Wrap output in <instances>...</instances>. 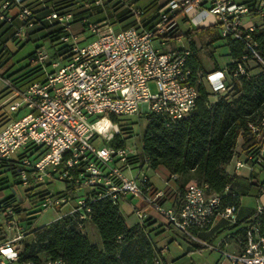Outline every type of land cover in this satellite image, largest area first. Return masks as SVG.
I'll return each mask as SVG.
<instances>
[{"label":"built area","instance_id":"2783aa9c","mask_svg":"<svg viewBox=\"0 0 264 264\" xmlns=\"http://www.w3.org/2000/svg\"><path fill=\"white\" fill-rule=\"evenodd\" d=\"M23 1L0 0V19L13 23L17 17L21 22L13 24L9 40L23 38L36 21L56 20L62 30L60 40L68 44V55L51 58L42 46L30 55L31 62L41 65L43 80L32 82L8 104L7 110L17 114L0 125V167H7L13 159L11 155L19 151L15 158L18 183L22 187L39 184L33 191L39 208H60L68 202L66 189H53L45 178L85 188L86 193L76 199L70 211L76 213L80 228L83 220L90 217V203L96 198L105 197L118 205L137 198L138 202L130 205L139 223L151 217L144 209L150 207L166 225L202 247L219 251L232 264H264V202L259 201L255 207L240 251L229 252L200 238L195 231L210 229L217 216L236 222L238 206L223 204L221 194L209 193L205 184L196 181L187 183L177 205H166L165 189L152 185L141 170L148 167L147 159L139 158V152L129 150L126 144H111L120 130L110 118L111 114L129 117L144 112L147 120V115L154 113L169 126L190 114L198 95L196 86L189 81L191 70L186 60L190 50L167 47L176 33L178 15H186L195 25L204 23L208 15L214 16L213 24L221 37L243 41L253 57L260 60L250 39L256 26L243 23L242 17H262L264 0H157L155 13L146 20L142 19L143 10L129 0H112L122 3L134 19L133 25L118 29L108 19L94 22L87 16L76 18L70 12L58 13L54 9L37 18ZM105 1L83 3L103 8ZM12 7L16 8L15 14H11ZM84 31L93 38L85 41L81 37ZM243 73L244 64L238 61L231 75ZM228 75L226 70L219 71L209 79L212 93L228 91ZM151 81L156 92L149 89ZM21 110L24 112L18 115ZM249 128L255 142L245 149L244 159H237L235 164L246 165L252 172L264 163V115ZM130 157L137 158L130 162ZM134 167L137 172L131 173ZM24 200L15 190L0 201V264H13L18 259L25 232L17 213Z\"/></svg>","mask_w":264,"mask_h":264},{"label":"trees","instance_id":"16d2710c","mask_svg":"<svg viewBox=\"0 0 264 264\" xmlns=\"http://www.w3.org/2000/svg\"><path fill=\"white\" fill-rule=\"evenodd\" d=\"M83 1L31 0L25 3V6L29 7L37 18L45 17L51 9H54L58 13L70 12L76 18L87 16L94 22L108 19L116 29L134 24L130 11L118 1L106 0L103 8L85 5ZM129 1L143 10V20L152 17L159 4L157 0ZM241 1L251 3L253 0ZM261 20V24L250 32V39L260 60L253 57L243 41L220 36L226 40L229 55L233 59L226 66L229 74L226 79L231 86L225 94L219 95L214 103H209L210 92L200 78L204 70L191 39V31L187 30L183 33L191 49L186 60L191 70L189 81L198 91L195 107L190 114L169 126L165 125L160 115L154 113L147 115L146 126L141 133V150L138 153L139 158L147 159L150 168H163L169 174H175L177 177L174 181L181 194L187 183L196 181L205 184L209 193L221 194L223 204L239 205L240 195L231 189L232 177L225 172L223 165L231 158L238 137H241L244 148L254 144L255 135L250 131L249 124L256 123L264 115V15ZM61 31L56 20L50 22L44 19L28 27L26 34L28 41H39L37 47L47 42L51 50V58H66L68 44L60 40ZM12 33L13 23L0 19V76L10 83L5 93L20 92L32 82L43 80L41 65L29 60L33 51L14 60L16 51L12 52L8 46H3ZM174 36L176 33L172 37ZM243 55H245L244 60ZM238 61L244 64L246 73L232 76L231 73L236 69ZM9 118L11 117L2 112L0 124ZM110 118L118 123L120 130L111 144L122 146L131 133V122L126 117L112 114ZM136 158L130 157V162L135 161ZM16 161L12 159L7 167H0V173L11 172L17 176ZM0 181L5 183L7 177H1ZM38 185L25 189L33 212L41 209L33 193ZM226 186H228L227 191ZM66 188L69 192L78 189L73 185H68ZM232 192L236 195H232ZM90 208L89 221L98 230L102 241L101 248L81 231L76 213H70L48 225L33 228L31 230L33 237L21 241L18 247V259L13 264L157 263L161 255L160 249L146 230V223L138 222L133 226H127L119 205L105 197L93 200Z\"/></svg>","mask_w":264,"mask_h":264},{"label":"crops","instance_id":"0c3cea01","mask_svg":"<svg viewBox=\"0 0 264 264\" xmlns=\"http://www.w3.org/2000/svg\"><path fill=\"white\" fill-rule=\"evenodd\" d=\"M29 1L31 0H24L22 4L25 5V3ZM15 12L16 8L12 7L11 14H15ZM214 20V16L208 15L205 18L204 23L195 25L194 22L190 21L186 15L179 14L177 17L176 36L170 38L168 41V44L171 43V46H169L170 48L178 46L188 48L191 51L189 41L183 34L187 30L191 31V39L193 40L194 45L197 49V53L200 57L201 64L204 70L202 75H200V78L204 79V85L206 89L210 92L208 95L209 103H214L219 97V95L211 92L209 79L217 76L219 71L226 70L227 64L233 61V59L229 55L226 40L220 37L218 27L213 24ZM242 22L246 24L252 22L255 26H259L262 20L261 17L258 15L249 14L244 15L242 17ZM20 23L21 22L17 17L14 18V25H19ZM183 36L185 37L186 41L181 40V37ZM178 40L180 41L179 44L176 43ZM200 41L203 44H200ZM26 42H28L27 34H25V36L19 40H9L7 46L10 51L15 52L19 50ZM37 44L34 46V49L37 47ZM34 49L30 52L34 51ZM206 49L209 50V54L207 55V57L205 54ZM7 87L8 85L6 80L0 78V114L4 112L5 115L11 117L15 116V113L13 114L7 110L8 104L15 99L16 94L18 92L12 91L9 93H5L7 91ZM23 112L24 111L21 110L18 115L22 114ZM245 149L246 148L242 146L241 137H238L231 158L228 160L227 163L223 165L225 172L232 177V182L230 183L231 189L238 192L240 195L237 210V221L232 223L226 220L225 218L217 216L214 219L210 229L195 231L200 238L205 239L210 243L216 244L219 246V248L225 249L229 252H238L242 249L246 241V231L250 224L255 207L259 201L258 199H264V178H261V174H264V163H262V165L260 166H256L252 172L248 169L246 165L236 167V160L244 159ZM148 168L152 169L149 166ZM152 170H154L155 172L158 171L157 175L160 177L163 186L157 185L152 180V178L147 173L146 174L148 175L152 185L157 188L165 189L166 199L164 203L166 205H177L180 201L181 196V193L178 191L177 184L174 181L177 176L175 174H169V172L163 168ZM8 174V172L0 173V178L3 176L7 177V181L5 183H2L0 181V199L11 195L15 190H18L24 196L28 204H30L29 198L26 196L25 192V189L27 187H22L21 185H19L18 182L11 184ZM45 180H50L48 186L52 187L57 191H63L64 189H67L66 187L68 186V183L53 180L50 178H45ZM260 189L261 191L259 192ZM66 192L68 195V202L63 204L60 208H54L58 213L53 220H50L47 223L35 225L36 215L45 208H41L39 211L33 212V209L30 208L31 204L28 208L22 207L21 211L17 213V219L19 221V225L22 226L25 232V238L33 237V233L31 232L33 228L48 225L54 220L62 217L63 215L70 214V211L72 209V206L75 204L76 199L79 198L82 194H85L86 190L84 188H81L77 189L75 192H69L67 190ZM243 195L254 196L257 200L256 205L251 207L248 204H243L241 200ZM130 202H133V200L128 199L127 201L119 204V210L123 217L125 215L135 216L132 213V207L130 205ZM144 209L151 216L145 222L147 224L146 230L152 237L156 246L160 249L161 255L156 263L160 264V260H164L162 253L164 252V248L165 246H167V243H165L163 246H160L159 244H157V240L162 236V233L165 228H167V225L159 218L157 212H155L154 210H150L147 207H144ZM124 221L129 227L138 223L136 219L135 223L129 225L125 217ZM81 231L88 236L91 242L95 243L100 248L102 247V241L99 236L98 230L96 226L89 221V218L83 220ZM262 234H264V229H262ZM98 236L100 240L98 239ZM91 237H93L94 240H92ZM190 241L191 245L194 248L202 247L194 241Z\"/></svg>","mask_w":264,"mask_h":264},{"label":"rangeland","instance_id":"374dc122","mask_svg":"<svg viewBox=\"0 0 264 264\" xmlns=\"http://www.w3.org/2000/svg\"><path fill=\"white\" fill-rule=\"evenodd\" d=\"M81 37L84 38L85 41L91 40L93 38V36L90 35L89 31H84ZM181 40L186 41L184 36L181 37ZM38 42L39 41L26 42L19 50L16 51L13 59L16 60L26 55L28 52L34 49V46ZM176 43L179 44L180 41L178 40ZM200 44L203 43L200 41ZM169 46H171V43L167 45V47ZM43 47L49 54L51 53V50L48 48L47 42L43 44ZM205 54L207 57V55L209 54L208 49L205 50ZM201 81L204 83L203 78L201 79ZM148 86L151 92H156V86L154 82H149ZM126 118H128V120L131 122V133L127 136L125 144L129 150H136L137 152H140L141 133L146 126V115L144 112H141L140 115L135 114ZM97 142L100 143L99 141ZM18 152L19 151L13 153L11 155V158H17ZM137 169L138 168L135 167L132 168L131 173H136ZM141 170L147 173L157 185L163 186L160 177L157 175L158 171L155 172L154 170L149 169L146 166H143ZM8 176L10 178L11 184H14V182L18 180L17 176L13 175L11 172H9ZM261 178H264V174H261ZM132 200L133 204L138 202L137 198H132ZM241 200L243 204H248L251 207L255 206L257 203L256 198L250 195H243ZM258 200L264 202V199L259 198ZM22 207L28 208L30 207V204H28V202L24 200L22 203ZM147 208L152 210L150 207ZM57 213L58 212L54 208L47 207L43 209L36 215L35 225L44 224L50 220H53L56 217ZM157 215L164 223H166L161 215ZM124 217L129 225H132L136 222L135 216L125 215ZM91 239L94 240L93 237H91ZM98 239L100 240L99 236ZM190 242L191 241L187 237H184L174 227L167 225V228H165V230L163 231L162 236L157 240V244H159L160 246H163L165 243H167V246L164 248V252L162 253L164 260L161 259L160 264H216V262H219L220 264H232L229 260H227L226 257L222 256L219 251L210 250L209 248L204 246L201 248H194Z\"/></svg>","mask_w":264,"mask_h":264}]
</instances>
